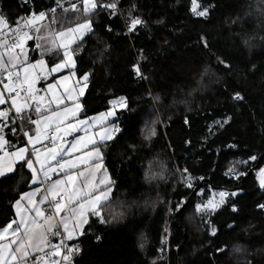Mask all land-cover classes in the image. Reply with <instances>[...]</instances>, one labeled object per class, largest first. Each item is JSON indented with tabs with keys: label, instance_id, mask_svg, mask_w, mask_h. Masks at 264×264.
<instances>
[{
	"label": "trees",
	"instance_id": "obj_1",
	"mask_svg": "<svg viewBox=\"0 0 264 264\" xmlns=\"http://www.w3.org/2000/svg\"><path fill=\"white\" fill-rule=\"evenodd\" d=\"M254 1L198 0L201 8H209L206 17H198L190 10L191 0H119L122 14L98 7L90 15L94 30L74 48L77 75L89 74L83 117L107 111L121 96L128 107L118 113L121 131L103 147L114 181L112 198L103 205L108 223L91 217V226L73 242L81 249L75 264H164L159 250L168 205L172 199L185 204L206 179L211 185L200 191L237 195L227 197L219 210L198 212L196 205L210 198L199 192L182 219L179 210L174 213L171 264H264L259 170L244 182L225 175L230 166L248 174L264 154V14L255 13V8L264 13V7L254 8ZM56 7L57 0H0V13L12 26L18 18ZM58 13L64 23L73 19L68 27L82 19ZM130 14L145 24L127 33ZM139 59L147 80H138L133 71ZM237 91L244 101L232 99ZM227 116L231 121L218 127ZM162 122L168 123L165 130ZM153 127L156 135L146 139ZM15 141L23 143L20 137ZM22 164L0 179V229L15 218V201L31 188V172ZM178 169L196 179L191 188L180 185Z\"/></svg>",
	"mask_w": 264,
	"mask_h": 264
},
{
	"label": "snow or ice",
	"instance_id": "obj_2",
	"mask_svg": "<svg viewBox=\"0 0 264 264\" xmlns=\"http://www.w3.org/2000/svg\"><path fill=\"white\" fill-rule=\"evenodd\" d=\"M57 6L62 7L59 0ZM81 7L86 16L98 7L110 9L111 14L115 15L117 3L100 5L97 0H82ZM69 10L77 12L81 8L72 3L70 9H64L65 12ZM190 10L198 17H206L209 14V8H201L198 0H191ZM49 11L52 13L50 20L44 11L32 12L28 17L18 18L15 26L9 23L5 15L0 14V106L8 105L6 109H0V153H3L0 155V177L13 172V165L22 161V166L26 165L31 172L32 184H47L39 200L36 199L40 192L37 188L23 193L15 201L17 219H13L0 230V264H74V257L79 255L81 249L78 245H70L68 242L85 234L84 226H91L90 217H96L101 224L108 223L103 215V205L109 199L114 181L110 179L103 164L102 148L107 146L108 141L114 140L115 134L121 129L118 126L107 127L106 123L109 117L115 116L114 110L117 107L127 109L128 101L126 97L121 96L110 101L112 110L79 119V113L83 110L80 97L84 95L89 74L86 73L82 77L84 83L78 91L76 86L80 85V80L73 85L69 84L70 79L76 75L71 46L77 38L82 39L85 33L92 30V22L85 19L73 27L56 30L52 27L59 23L56 8ZM45 20H49V23L44 24ZM144 24L145 21L140 17L130 14L126 22L127 31L132 33ZM31 40L35 41V47L41 51L42 57L62 50V58L50 70L46 68L43 58L30 63L26 45ZM201 42L205 48L208 47L204 37H201ZM218 62L231 70V65L222 59L218 58ZM65 68L70 70V75L62 76L55 83H48L45 95L41 96L40 89L37 88L38 82L42 78L47 80L50 74L59 73ZM133 71L138 78L146 79L139 64L133 65ZM232 99L242 102L245 97L237 91ZM66 100H71L73 106L65 103ZM33 111L37 117L35 119L31 115ZM231 119L227 116L218 121V127H224ZM17 122L22 133L21 139L27 138V143L15 151H8L10 144L5 128L16 135ZM26 125L34 126V129L26 128ZM97 127L100 129L98 132L91 131ZM78 131H83L84 135L78 137L70 147L61 146L59 150L55 147L57 141L63 140L64 135ZM52 132L56 133L54 138ZM155 135L156 130L153 127L145 138L151 139ZM46 140L50 141L53 147L46 148L42 153L37 145H43ZM74 153L81 154L73 157ZM249 159L255 161L257 157L251 156ZM52 161H55V166ZM81 168L83 170L73 171ZM187 171L184 169L185 173ZM54 173H63L64 178L48 183L52 181ZM97 173H100L99 177ZM225 175H237L238 178L245 173L237 174L235 167L230 166ZM257 177L260 188L264 189V168L259 169ZM191 180L192 177L188 175L186 182L189 188L192 187ZM217 195L219 199L215 198ZM230 195L236 196L237 193H214L206 204H197L196 209L198 212L215 211L226 203V198ZM45 203L49 204L50 211L46 212L41 207ZM259 207L264 209V204ZM232 211L236 212L237 208L233 206ZM215 234L216 229L213 228L212 235ZM139 246L142 249L145 247L143 243ZM159 251L162 253L163 248ZM151 264H156V261L153 260Z\"/></svg>",
	"mask_w": 264,
	"mask_h": 264
},
{
	"label": "crops",
	"instance_id": "obj_3",
	"mask_svg": "<svg viewBox=\"0 0 264 264\" xmlns=\"http://www.w3.org/2000/svg\"><path fill=\"white\" fill-rule=\"evenodd\" d=\"M21 2H22V1H21ZM81 2H82V0H59V3H60V5H62V7H58V6L56 7V17H57V19L59 20L60 13H58V12H59L60 10H61V11H64V9H70L71 4H72V3H75V4H77L78 7L81 8V10H80V11H77V12H73V11L69 10V11H67V12L74 13V14L76 15L77 18H82L80 21H78V23H82V22L85 20V18L90 20V15L93 14L95 11L92 12L91 14H88V15L86 16V15L84 14V12L82 11ZM24 3H25V2H24ZM64 12H65V11H64ZM0 14H1V13H0ZM47 14H48V17H49V20H50L51 17H52V13L49 12V13H47ZM49 20H45L43 23H44V24H48V23H49ZM72 22H73V19H70V20L67 19L65 23L62 22L61 20H59V23L56 24V25H53L52 27H53V29L58 30V29L62 28V26L65 24V26H64L63 28H67V27H68V24H69V23H72ZM91 22H92V21H91ZM63 23H64V24H63ZM66 24H67V25H66ZM75 24H77V23H75ZM75 24L72 25L71 27L75 26ZM93 30H94V28H93V24H92V30H91L90 32L85 33V34L83 35V38H82V39H79V41L76 40V42L71 46V48H72V50H73V53H74V59H75V65H76V66H77V63H76V58H75L76 55H75L74 48H75L76 44H78V43H79L80 41H82L86 36H88L90 33H92ZM26 50H27V52H28V57H29V62H30V63H35L36 60L43 58V59L46 61V68H47L48 70H50L51 67H53L54 64L57 63V62H59V60L62 58V50H60V51L57 52L56 54H52V53L45 54V55L42 57V56H41V51H40V50H37L36 47H35V41H34V40L28 41V43H27V45H26ZM75 70H76V67H75L74 71H75ZM37 71H39V69H37ZM75 73H76V71H75ZM67 75H70V70H69L68 68H65V69H63V70H62L61 72H59V73H52V74H50L47 80H45V79L42 78V79L38 82V84H37V88L40 89V95H41V96L45 95V90H46V88H47V84H48V83H55L56 80L60 79L62 76H67ZM77 80H80V85H77V86H76V87H77V91H78V90H79V87H80L81 85H83L84 82H83L82 78H80V77L77 75V73H76L75 77H72V79H70L69 84H70V85H73V84H75V82H76ZM87 89H88V83H87V87L84 89V95L80 97V103H81L82 106H83V110L79 113V119H86V118H88V117H83V113H84L83 98H84L85 95H86ZM61 91H62V89H61ZM48 98L50 99V96H49ZM65 103H67L69 106H73L71 100H66ZM7 107H8V105H2V106H0V109H6ZM53 107H55V105H53ZM111 107H112V105L110 106V108H111ZM110 108H109V109H110ZM122 110H125V109H119V108H117V109L115 110V112H116V114H115V119H114L113 121H109L108 124L106 123V126H107V127L109 126V124H112L113 126H118L117 123H116V120H117V118H118V113H119L120 111H122ZM107 111H108V110H107ZM104 112H106V111H104ZM101 113H103V112H101ZM99 114H100V113L95 114V115H92V116H89V117H94V116H97V115H99ZM31 115H32V118H33V119L37 118V117H36V114H35L34 111L31 113ZM107 122H108V121H107ZM118 127H119V126H118ZM26 128L34 129V126L26 125ZM96 129L99 130V127H97ZM5 132L7 133V139L9 140V144H10V147L7 148L8 151H15L17 148L24 147V146L26 145L25 143H22V144H20V143H16L15 139H16V138H19V136H17V137L15 138V136H14L13 134H11V132H10L7 128H5ZM83 135H84V132H83V131L73 132V133H71L70 135L66 134V135H64L62 141H57L55 147H56L58 150L61 148V146L65 147V148H68V147L71 146L72 143L75 142V140H76L78 137H81V136H83ZM117 135H118V133L115 134V137H116ZM108 142H110V141H108ZM108 142H107V143H108ZM51 146L53 147V145H51ZM37 147L40 148V149H41V152L43 153V152L45 151V149L47 148L46 141H44L43 145L38 144ZM52 147H51V148H52ZM102 151H103V148H102ZM80 154H81V153H74V154H73V157L76 156V155H80ZM0 155H3V153H0ZM103 155H104V152H103ZM67 158H68V157H64V159H67ZM57 159H60V157H57ZM20 163H22V161H18V162H16V163L13 165V167H14V171L11 172V173H6V176H5V177H8V176L13 175V174L16 172V170H17V166H18V164H20ZM52 164H53V166H55V161H52ZM103 164H104V161H103ZM104 166H105V164H104ZM36 167H39V165H36ZM105 167H106V166H105ZM106 168H107V167H106ZM78 170H83V168H81V169H74L73 171H78ZM107 170H108V168H107ZM108 173H109L110 179L112 180L109 170H108ZM97 176L99 177V176H100V173H97ZM5 177H0V179H3V178H5ZM61 178H64V174H63V173H59V174L54 173L53 176H52V181H49L48 183H51V182H53L54 180H56V179H61ZM46 187H47V184H43V185H42V184H35V185H34V184L31 183V188H30L27 192H31V191H34V190H36L37 188H39V189H40V192L37 194V197H36V199L39 200L40 198H42V196H43V194H44V189H45ZM217 192H220V191H214V193H217ZM25 193H26V192H25ZM112 195H113V187H112V191H111V193H110L109 199H108L106 202H104V205H105L106 203H108V202L111 200ZM226 199H227V198H226ZM206 203H207V201H206L205 203H203V204H206ZM14 204H15V203H14ZM203 204H201V205H203ZM223 205H224V204H223ZM223 205H222V206H223ZM46 206H47V203H45V204L42 205L41 207L44 208V210H45L46 212H47V211H50L49 209H46ZM222 206H221V207H222ZM221 207H219V208L216 209V210H219ZM216 210H215V211H216ZM14 211H15V207H14ZM208 211H209V210H208ZM210 211H211V210H210ZM93 217H94V216H93ZM14 219H17V217H16V213H15V218H14ZM90 219H91V217H90ZM86 226H87V225H85L84 227L86 228ZM3 228H4V227H3ZM3 228H2V229H3ZM2 229H0V230H2ZM79 237H81V236H79ZM79 237H78V238H79ZM78 238H77V239H78ZM77 239H75V240H77ZM75 240H73V241H69L68 243H69L70 245H72L73 242H74ZM54 242H55V240H54Z\"/></svg>",
	"mask_w": 264,
	"mask_h": 264
},
{
	"label": "built area",
	"instance_id": "obj_4",
	"mask_svg": "<svg viewBox=\"0 0 264 264\" xmlns=\"http://www.w3.org/2000/svg\"><path fill=\"white\" fill-rule=\"evenodd\" d=\"M20 1L27 3V1H24V0H20ZM112 2H116L117 3L116 14L117 13L118 14H122L119 0H111L109 2H106L105 4L112 3ZM108 10H110V9H108ZM127 33H129V32L127 31ZM138 64L140 65V68H141V60L140 59L138 61ZM141 72L143 73L142 68H141ZM143 76L146 77L145 80H147V76L144 73H143ZM136 78L138 80H142V79L138 78L137 76H136ZM18 125H19V122H17V133H16L15 136H19L21 138L22 133L20 132ZM161 126L165 130V128L168 126V123L162 122ZM51 135L54 138L56 136V133L55 132H52ZM22 141L25 144L27 143L26 138H23ZM46 145L47 146L48 145L51 146L52 143L50 141L46 140ZM236 173L239 174V172H236ZM178 176L180 178V185L183 188L189 189V187L187 186V182H186V177L188 176V174H186L182 170H179L178 169ZM233 176L237 177V175H233ZM243 176L244 175H239V177H243ZM195 180H196L195 178H192V180H191L192 186L194 185ZM199 180H203V179H201V177H200ZM221 191H224V190H221ZM205 192L212 193L214 191L212 190V188H208V189L203 190V193H205ZM183 204H184V200L183 199L182 200L172 199L170 201L169 205H168V219H169V221H168V225L165 228V231H166L167 234H166V237H164L163 242H162L163 245L167 247V250L166 249H163V252L162 253L160 252V256L162 257V259L169 260L168 257H169V252H170L171 219L174 216V213L177 210H179L183 206ZM46 209H49L50 210L49 204H47ZM74 264H75V260H74Z\"/></svg>",
	"mask_w": 264,
	"mask_h": 264
},
{
	"label": "water",
	"instance_id": "obj_5",
	"mask_svg": "<svg viewBox=\"0 0 264 264\" xmlns=\"http://www.w3.org/2000/svg\"><path fill=\"white\" fill-rule=\"evenodd\" d=\"M26 1H29V0H26ZM263 160H264V154L261 155V156L259 157V159H258V161H257V164H256L255 166H253V167L249 170L248 174H246L245 176H243V180H242V182H244L247 178H249L250 176H252L253 173H254L256 170H259V169L261 168V163H262ZM262 168H264V166H263ZM256 180H257L258 185H259V181H258V177H257V176H256ZM205 184L211 185V181H210L209 179H206V180L202 181V182H201V183H200V184H199V185H198V186L192 191L190 197L188 198V200L186 201V203L184 204V206H183L182 208H180L179 211H178V214H177V215H178L179 219H182V217H183V213H184V211L186 210V208L190 205V203L192 202L194 195L197 194V193H198V192L204 187ZM259 187H260V186H259ZM261 189H262V188H261ZM262 190H264V189H262Z\"/></svg>",
	"mask_w": 264,
	"mask_h": 264
},
{
	"label": "rangeland",
	"instance_id": "obj_6",
	"mask_svg": "<svg viewBox=\"0 0 264 264\" xmlns=\"http://www.w3.org/2000/svg\"><path fill=\"white\" fill-rule=\"evenodd\" d=\"M255 2V4H253V7L255 8V7H257V5L256 4H258L259 5V3L261 4V5H263V7H264V0H255L254 1ZM258 9L257 8H255V13H258L260 16L261 15H263L264 13H263V11H257ZM247 14H249V13H247ZM263 17V16H262ZM79 39H81V38H77V40L79 41ZM116 100V99H115ZM117 108H119V107H117ZM120 109V108H119ZM109 110H112V107L110 108V109H108V111ZM116 110V109H115ZM114 110V111H115ZM108 111H106V112H108ZM116 113V112H115ZM115 119V116L114 117H109V119H108V122H107V124L109 123V121H113ZM108 127H113V125L112 124H109V126ZM100 130V129H99ZM99 130H97V129H92L91 131H99ZM26 140H27V138H26ZM52 146H50V145H48L47 146V148H51ZM200 193H203L202 191H199ZM198 192V193H199ZM219 192H217V194H218ZM213 194H214V192H212V193H209V195H210V198H212L213 197ZM209 198V199H210ZM216 199H219V196L217 195L216 197H215ZM208 199V200H209Z\"/></svg>",
	"mask_w": 264,
	"mask_h": 264
},
{
	"label": "bare ground",
	"instance_id": "obj_7",
	"mask_svg": "<svg viewBox=\"0 0 264 264\" xmlns=\"http://www.w3.org/2000/svg\"><path fill=\"white\" fill-rule=\"evenodd\" d=\"M202 192H203V190H202ZM209 193V192H208ZM184 206V205H183ZM182 206V207H183ZM181 207V208H182ZM166 231H165V237H166ZM161 248H163V249H166L167 250V247L166 246H164L163 245V243H162V246H161ZM160 248V249H161ZM172 249H173V246H172V241H171V235H170V252H169V257H168V259L169 260H165V259H162V257L160 256V251H159V260L161 261V262H163L164 264H171V252H172Z\"/></svg>",
	"mask_w": 264,
	"mask_h": 264
}]
</instances>
